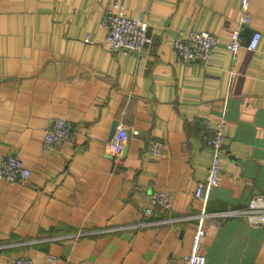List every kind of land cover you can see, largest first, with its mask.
I'll return each instance as SVG.
<instances>
[{
    "label": "crops",
    "instance_id": "crops-1",
    "mask_svg": "<svg viewBox=\"0 0 264 264\" xmlns=\"http://www.w3.org/2000/svg\"><path fill=\"white\" fill-rule=\"evenodd\" d=\"M104 9L144 19L150 41L113 54ZM249 12L237 57L219 46L205 66L180 62L175 37L228 38L239 0H0V158L14 154L31 172L0 180V264H180L202 207L194 191L213 156L201 120H225L206 210L264 196V0H251ZM254 31L261 39L251 52ZM58 117L70 121V136L45 146ZM120 129L129 138L115 158L108 144ZM155 139L161 157L149 152ZM152 191L168 192L172 208L143 214ZM204 229L206 264H264V225L226 217Z\"/></svg>",
    "mask_w": 264,
    "mask_h": 264
},
{
    "label": "built area",
    "instance_id": "built-area-1",
    "mask_svg": "<svg viewBox=\"0 0 264 264\" xmlns=\"http://www.w3.org/2000/svg\"><path fill=\"white\" fill-rule=\"evenodd\" d=\"M251 0H239L240 18L228 38L222 39L208 32L191 31L188 34L180 32L174 40L173 49L182 63L199 62L208 66L212 54L219 46H223L236 58L242 48L241 34L251 22L249 12ZM101 26L105 31L104 42L113 53H138L143 46L150 41L147 36L148 24L144 19L132 18L112 10L104 9L101 14ZM261 33L254 31L251 34L246 49L253 52L257 49ZM87 41V39L85 40ZM200 136L209 148L212 149V161L204 180L197 184L194 197L202 204L198 220L192 235L190 250L184 256L180 264H206V256L202 253V241L205 234V220L214 221L217 218L242 217L250 227L261 228L264 225V196L255 195L246 207L230 209L220 212H208L206 203L211 188L216 186L221 176V154L223 152L225 135V120L220 118L213 126L208 120L198 122ZM71 133L70 121L65 117L53 119L51 124L44 130L43 143L45 146L53 145L67 140ZM132 133H136L133 131ZM129 138L128 132L120 129L109 141L108 147L115 158L121 156L124 146ZM165 146L158 140L149 143V152L154 156L161 157ZM30 170L24 162L14 154L0 158V180L7 183L28 180ZM148 206L143 214L151 216L156 208L169 211L172 208V196L165 191H152L147 195ZM176 219L161 220V223H169ZM14 264H37L29 258H17Z\"/></svg>",
    "mask_w": 264,
    "mask_h": 264
}]
</instances>
